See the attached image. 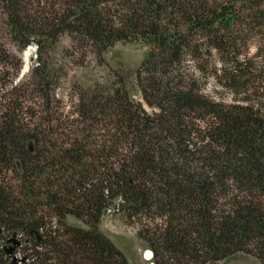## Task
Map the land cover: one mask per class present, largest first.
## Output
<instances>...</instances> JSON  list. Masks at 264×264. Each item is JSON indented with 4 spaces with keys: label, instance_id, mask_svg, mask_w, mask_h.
<instances>
[{
    "label": "trees",
    "instance_id": "1",
    "mask_svg": "<svg viewBox=\"0 0 264 264\" xmlns=\"http://www.w3.org/2000/svg\"><path fill=\"white\" fill-rule=\"evenodd\" d=\"M0 11L18 51L38 55L21 76L0 45V231L25 239L24 264H127L98 231L117 213L142 224L152 264H264V0H0ZM62 37L72 54L146 48L134 81L153 114L115 76L78 89L63 116L71 55L48 54Z\"/></svg>",
    "mask_w": 264,
    "mask_h": 264
},
{
    "label": "rangeland",
    "instance_id": "2",
    "mask_svg": "<svg viewBox=\"0 0 264 264\" xmlns=\"http://www.w3.org/2000/svg\"><path fill=\"white\" fill-rule=\"evenodd\" d=\"M0 45L11 55L17 56L22 62V70L25 68L24 54L27 53L26 66L30 69L34 67L38 58L36 47L29 46L24 51H18L17 47L11 41L9 29L6 24V17L0 11ZM65 51L70 54V60L64 61L62 66L63 78L61 79L60 88L56 92L58 99L61 101V112L69 116L72 112V107L76 102V91L84 86H90L94 83L105 85L110 81H115L118 76L135 103L142 105V109L148 114H153V111L146 108L141 101L138 89L135 87V72L145 58L147 49L140 43L132 44H116L112 49L98 57L93 53V50H86L81 53L72 54L70 43L66 37H62L56 48L49 51L50 57L55 61L58 60L57 52ZM253 53V49L251 50ZM22 72V71H21ZM27 71L24 73L26 74ZM129 222L123 213L103 216L98 225V231L103 235L114 248L124 257L127 264H152V261H147V253H150L145 244L137 237L138 232L142 229V224ZM56 224V221L52 223ZM148 225V223H143ZM65 225L68 228L82 229L86 227L79 221L67 217ZM151 227V226H149ZM11 238L10 235L3 234L0 236V249L14 250V257L17 261L24 259L30 246L25 242V239L17 238L20 242L19 248H15L12 244H6ZM11 262V260H10ZM28 264V262H27ZM218 264H259L252 257L237 254L228 259H225Z\"/></svg>",
    "mask_w": 264,
    "mask_h": 264
},
{
    "label": "water",
    "instance_id": "3",
    "mask_svg": "<svg viewBox=\"0 0 264 264\" xmlns=\"http://www.w3.org/2000/svg\"><path fill=\"white\" fill-rule=\"evenodd\" d=\"M24 69V68H23ZM28 70V66H26V68L24 70H22L21 72V76ZM0 235H1V231H0ZM7 244H12L15 248H17L19 246V243L15 240V237L13 236L11 239H9L7 241ZM5 255L6 257L11 260L12 264H24V260H19L17 261L14 257V250L10 249V250H5Z\"/></svg>",
    "mask_w": 264,
    "mask_h": 264
},
{
    "label": "bare ground",
    "instance_id": "4",
    "mask_svg": "<svg viewBox=\"0 0 264 264\" xmlns=\"http://www.w3.org/2000/svg\"><path fill=\"white\" fill-rule=\"evenodd\" d=\"M23 58H24V63H25V68H26L27 53L24 54ZM25 68H24V69H25ZM24 69H23V70H24ZM146 255H147V257L145 258V260L148 259V257H149V253H147Z\"/></svg>",
    "mask_w": 264,
    "mask_h": 264
},
{
    "label": "built area",
    "instance_id": "5",
    "mask_svg": "<svg viewBox=\"0 0 264 264\" xmlns=\"http://www.w3.org/2000/svg\"><path fill=\"white\" fill-rule=\"evenodd\" d=\"M150 259H151V255L149 254V257H148L147 261H150Z\"/></svg>",
    "mask_w": 264,
    "mask_h": 264
}]
</instances>
